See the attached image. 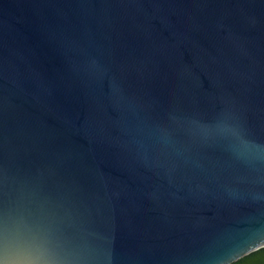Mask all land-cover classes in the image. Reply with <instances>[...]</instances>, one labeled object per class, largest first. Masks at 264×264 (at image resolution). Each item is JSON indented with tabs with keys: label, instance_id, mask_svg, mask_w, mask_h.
Segmentation results:
<instances>
[{
	"label": "water",
	"instance_id": "95a60500",
	"mask_svg": "<svg viewBox=\"0 0 264 264\" xmlns=\"http://www.w3.org/2000/svg\"><path fill=\"white\" fill-rule=\"evenodd\" d=\"M260 247L264 0H0V264Z\"/></svg>",
	"mask_w": 264,
	"mask_h": 264
},
{
	"label": "trees",
	"instance_id": "16d2710c",
	"mask_svg": "<svg viewBox=\"0 0 264 264\" xmlns=\"http://www.w3.org/2000/svg\"><path fill=\"white\" fill-rule=\"evenodd\" d=\"M263 258H264V247H260L241 256L239 260V264H261Z\"/></svg>",
	"mask_w": 264,
	"mask_h": 264
},
{
	"label": "clouds",
	"instance_id": "9594fccd",
	"mask_svg": "<svg viewBox=\"0 0 264 264\" xmlns=\"http://www.w3.org/2000/svg\"><path fill=\"white\" fill-rule=\"evenodd\" d=\"M241 253H236L232 256L230 264H239Z\"/></svg>",
	"mask_w": 264,
	"mask_h": 264
},
{
	"label": "snow or ice",
	"instance_id": "6c2138e0",
	"mask_svg": "<svg viewBox=\"0 0 264 264\" xmlns=\"http://www.w3.org/2000/svg\"><path fill=\"white\" fill-rule=\"evenodd\" d=\"M255 243H260V241H259V240H257V241H254V242H253V244H252V245H250V246H254V244H255ZM244 250H247V249H244ZM238 254H239V253H238Z\"/></svg>",
	"mask_w": 264,
	"mask_h": 264
}]
</instances>
